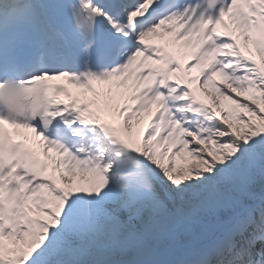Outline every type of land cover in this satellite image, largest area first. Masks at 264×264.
<instances>
[{
  "label": "snow or ice",
  "instance_id": "6c2138e0",
  "mask_svg": "<svg viewBox=\"0 0 264 264\" xmlns=\"http://www.w3.org/2000/svg\"><path fill=\"white\" fill-rule=\"evenodd\" d=\"M0 264H264V0H0Z\"/></svg>",
  "mask_w": 264,
  "mask_h": 264
},
{
  "label": "bare ground",
  "instance_id": "6f19581e",
  "mask_svg": "<svg viewBox=\"0 0 264 264\" xmlns=\"http://www.w3.org/2000/svg\"><path fill=\"white\" fill-rule=\"evenodd\" d=\"M62 82V81H61Z\"/></svg>",
  "mask_w": 264,
  "mask_h": 264
}]
</instances>
